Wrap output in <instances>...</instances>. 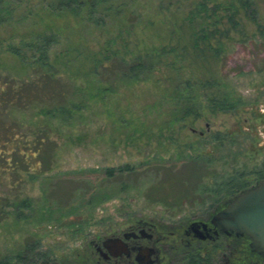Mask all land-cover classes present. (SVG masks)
<instances>
[{
    "label": "rangeland",
    "instance_id": "rangeland-1",
    "mask_svg": "<svg viewBox=\"0 0 264 264\" xmlns=\"http://www.w3.org/2000/svg\"><path fill=\"white\" fill-rule=\"evenodd\" d=\"M47 1L23 0L17 14L24 21L0 27V73L22 70L5 52L8 44L28 40V31L56 33L51 57L70 61L65 72L85 89V107L67 124L49 122L50 143L37 173L22 165L4 172L13 165L0 164L5 202L0 261L66 264L91 235L108 234L134 220L163 229L182 225L221 204V194H214L222 183L250 186L263 179L264 0L254 5L256 20L239 13L235 25L227 19L218 25L211 41L214 48L221 46L218 58L194 54L184 17L194 3L206 1L212 8L226 0H124L123 13L112 11L100 25L52 16ZM107 42L121 51L124 45L129 54L176 44L179 59L174 68L164 63L142 82L119 84L105 72L97 78L86 75L84 54L99 52ZM176 75L178 105L172 99ZM214 96L226 98L231 110L211 112ZM186 104L196 116L182 118ZM24 113L14 116L33 130L43 127L44 118ZM20 130L29 134L25 126ZM126 165L134 171L107 176L106 170ZM32 174L38 180L31 181ZM23 201L30 207L20 205Z\"/></svg>",
    "mask_w": 264,
    "mask_h": 264
},
{
    "label": "trees",
    "instance_id": "trees-1",
    "mask_svg": "<svg viewBox=\"0 0 264 264\" xmlns=\"http://www.w3.org/2000/svg\"><path fill=\"white\" fill-rule=\"evenodd\" d=\"M23 0H0V27L13 25L24 21L23 15H18V8ZM257 0H226L216 3L212 8L206 1L190 5L184 20L190 33L191 48L195 55L202 58L210 56L218 58L223 51L221 46L214 48L211 41L219 33L218 25L224 19L231 24L235 23V16L244 13L254 21L256 12L254 5ZM124 0H48L45 9L56 17L70 15L74 18L100 25L103 18H108L112 11L121 15ZM203 21L197 25L196 21ZM212 21V23H211ZM28 40L20 44H8L5 52L13 56L20 63L22 70L16 75L0 73V164L13 165L11 169H1L4 172L15 171L18 167L25 166L30 172L37 173L36 167L42 164L41 157L45 146L50 143V121L67 124L73 120L77 113L84 109L85 92L81 85H76L66 74L69 60L63 55L51 57V50L58 43V36L53 32L28 31ZM111 42H107L99 52L84 54L82 65L86 75L99 77L102 72L115 75L119 84L142 82L150 79L164 63L174 68L179 59L177 45H162L150 47L144 52L127 53L124 49H113ZM168 55L174 60L168 62ZM85 75V76H86ZM176 88L172 96L175 105L181 100L180 78L176 75L174 80ZM200 83H203L200 80ZM207 83L205 81L203 84ZM187 86L189 82L185 83ZM58 88V90H56ZM36 89L37 93H30ZM104 92L110 88H101ZM47 91V92H45ZM189 100V99H187ZM211 112H228L231 106L226 98L214 96L209 100ZM38 103V104H37ZM183 119L196 116L192 106L183 107ZM182 110V109H181ZM36 111V112H34ZM29 112L33 116H40L46 121L43 127L33 130V125L22 123L14 113ZM25 114V113H24ZM1 119L10 121L5 124ZM178 122V117L172 120L171 125ZM35 124V123H34ZM36 125V124H35ZM28 128L29 134H24L20 129ZM51 131V129H50ZM18 165V166H17ZM131 166H123L117 170L108 169L106 174L112 178L115 173H131ZM31 175V181L38 180L39 176ZM264 175V171H263ZM264 179V177H263ZM216 196V193L214 194ZM2 201V203H1ZM5 202L0 199V216L4 213L2 207ZM22 206L29 208L28 202H21ZM0 264H7L0 261Z\"/></svg>",
    "mask_w": 264,
    "mask_h": 264
},
{
    "label": "flooded vegetation",
    "instance_id": "flooded-vegetation-1",
    "mask_svg": "<svg viewBox=\"0 0 264 264\" xmlns=\"http://www.w3.org/2000/svg\"><path fill=\"white\" fill-rule=\"evenodd\" d=\"M262 182L257 179L250 186L222 183L216 191L221 196H215L221 204L211 214L182 225L163 229L134 220L108 234L91 235L66 264H264V256L252 250L249 237L229 230L223 233L210 223L236 196Z\"/></svg>",
    "mask_w": 264,
    "mask_h": 264
},
{
    "label": "water",
    "instance_id": "water-1",
    "mask_svg": "<svg viewBox=\"0 0 264 264\" xmlns=\"http://www.w3.org/2000/svg\"><path fill=\"white\" fill-rule=\"evenodd\" d=\"M210 223L223 233L246 235L252 250L264 256V182L236 196Z\"/></svg>",
    "mask_w": 264,
    "mask_h": 264
}]
</instances>
